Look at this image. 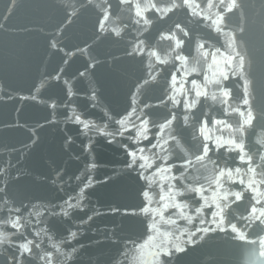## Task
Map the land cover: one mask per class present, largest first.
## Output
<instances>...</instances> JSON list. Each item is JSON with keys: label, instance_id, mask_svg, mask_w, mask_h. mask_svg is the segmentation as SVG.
<instances>
[{"label": "water", "instance_id": "1", "mask_svg": "<svg viewBox=\"0 0 264 264\" xmlns=\"http://www.w3.org/2000/svg\"><path fill=\"white\" fill-rule=\"evenodd\" d=\"M136 3L142 9L153 3L167 8L172 0H0V264H157L159 249L153 245L160 233H171L174 239L184 229V250L161 253L159 264H264V223L241 219L250 215L253 205L264 209V0H236L232 13L226 9L231 0H189L195 15L192 7L165 15L149 8L143 13L151 21L148 25L143 19L136 23ZM218 12L225 17L220 32L213 24ZM177 23L187 36L174 27ZM168 35L183 44L177 48L174 40L162 38ZM230 43L245 57L243 74L232 75L231 66L224 63L226 56L235 55ZM178 55L187 60H177ZM193 67L197 71L185 76ZM221 70L228 72L227 80L206 82L205 76L212 80ZM173 74L179 104L170 99ZM194 79L206 96L195 97ZM245 80L249 105L242 103ZM222 89L230 90L226 103ZM185 99L195 100V107L185 109ZM133 108L149 121L147 140L136 141L134 127L116 135L118 121ZM249 109L254 119L242 135L250 164L239 161V151L215 150L211 141L203 166L197 163L203 122H208L207 135L239 143ZM173 115L176 119L164 136L175 139H169L166 151L152 148L159 125ZM77 116L89 124L87 129ZM215 120L224 124L216 125ZM129 122L140 124L136 115ZM140 148L152 161V167L143 170L145 176L173 165L170 175L176 179L171 184L182 193L176 200L187 204L191 223L173 207L163 212V221L141 211L162 206L160 198L168 193L169 182L161 186L165 173L151 182L142 179L139 159L128 167V151ZM186 159L191 167L184 166ZM237 168L244 184L225 177L223 188L217 189L212 180L219 170L235 173ZM249 180L256 193L247 188ZM189 185L203 186L208 206L187 190ZM145 191L151 204L142 195ZM225 191L240 192L241 200L233 195L223 199ZM214 192L226 230L198 233V228L215 227L209 223L216 211L211 204ZM257 199L262 202L256 204ZM197 208L202 209L199 215ZM169 218L175 224H168ZM16 219L20 227L14 229L10 222ZM230 224L246 239L240 240ZM189 233H195V243H187ZM28 241L31 252L17 254L13 261L17 246Z\"/></svg>", "mask_w": 264, "mask_h": 264}, {"label": "snow or ice", "instance_id": "2", "mask_svg": "<svg viewBox=\"0 0 264 264\" xmlns=\"http://www.w3.org/2000/svg\"><path fill=\"white\" fill-rule=\"evenodd\" d=\"M124 2H128V0H124ZM182 6L184 7H192L193 8V15L196 14L195 12V6L191 5L189 3V0H181V3H176L175 0H172L171 6L167 7V8H158L156 6V4H150V5H146L143 9L141 8L139 3L135 4V9H136V16L138 17V19L136 20V23H139L141 19H143V22L145 25H148L151 23V21H149L146 17H144L143 13L145 11H147L149 8H151L152 10H154L155 12H159L162 15H165L169 12H173L174 9H179ZM208 7H214V5H212L211 3L208 4ZM237 4H236V0H231V3H229L228 5H226V9L228 13H232L233 10L235 8H237ZM217 19L215 21H213V24L215 26V29L217 32L221 31V25L224 23L225 17L218 12L216 14ZM174 27L182 32L185 36L188 35L187 32L184 31V28L181 27V25L179 23L175 24ZM240 31L242 32L243 29H240ZM115 35L119 36L120 32L116 31ZM165 39H169V40H174L176 47L179 48L182 44L183 41L177 39L175 36L173 35H168L165 37H162ZM234 34H233V40H234ZM199 47L203 48V44H201ZM229 47L232 48V50L235 52V48L234 45L232 43L229 44ZM137 51H140L139 48H137ZM219 51V50H217ZM150 55L156 56V59L158 62L160 63H165V61H160L159 56L156 55L155 52L150 53ZM238 57V63H236L235 65H233V61L236 60ZM177 60L179 61H186L187 57H184L182 55H178L176 57ZM213 62L215 63V57H213ZM224 63L231 66V70H232V75H237V74H243L244 71V66H245V57L243 55H241L239 52H235V55H229L226 56L224 59ZM209 67H212V65H209ZM197 69L195 67L191 68L190 70H188L187 72L184 73L185 76L189 75L192 72H196ZM83 75V74H81ZM228 77V72L225 70H221L219 71L218 74H214V77L212 80H209V78L207 76H205V80L208 83H220L222 80H227ZM58 79V78H57ZM148 81H145V84H147ZM177 83V78L176 75L173 74L171 77V86H172V91H173V95L170 97V99L173 101V103L175 104H179L180 101L178 99H176V93L180 90L176 89L175 85ZM248 84L249 81L245 80V87H244V98L242 100V103L244 105H249L250 101L248 99V93H249V88H248ZM191 85H192V89L195 90V97L197 99H199L201 96H206L208 93L206 90H201L200 86L198 85L197 81L194 79L191 81ZM180 89H183V82H181L180 85ZM221 94L222 96L225 98L224 99V103L227 102V99L230 97V90L229 89H222L221 90ZM186 95V93H185ZM212 99L215 100L216 99V95H212ZM184 108L185 109H191L195 107V100H193L192 102H189L187 99H185L184 101ZM53 107H55V105H53ZM147 107V105H146ZM236 111H239V109H237ZM132 115H136L137 119L140 120V124L137 126L134 123H130L129 122V117ZM241 115H243V113H241ZM176 117L175 115H173L171 117V119H166L164 123L159 125V129L157 132V136H156V143L152 144L151 147L152 148H157L159 147L161 149V151H166V146L168 144L169 139H175L174 137H168L165 138L164 136V131L166 128H169V126L172 124L173 120H175ZM185 123H187L188 121V117H185ZM254 117L252 115L251 109H249L248 114H247V118L244 119L243 121V125L241 126V128L239 129V131L241 132V137H240V142L237 143L235 139L229 138V139H224L223 137H217V138H213L209 135H207V120H205L203 122V124L200 127V135L203 137V141L204 143H202L201 147H200V154L195 156V160L197 163H200L203 166V162L205 161L206 158H208V154L210 151L209 148V144L208 141H211L213 144V148L215 150H219L220 148L224 147L226 149V151H239L240 155L238 157L239 161L241 163H249L251 162V157L248 156L246 159V153L244 152V144H243V130H244V126H250L252 124ZM77 122L83 123V127L85 129H87L89 127V124L87 122H83L80 120V117H76ZM119 125H120V130L116 133V135H120L123 136L124 132L127 131L130 127H134L136 129V136H135V140L136 141H140V140H147L148 139V119L146 117H144L143 119H141V115L136 114L135 112V108H133L132 112H130L128 114V117H125L124 119H121L120 121H118ZM214 124L216 125H222L224 124V121L222 120H215L213 121ZM225 127L231 129V125H224ZM100 132L103 133V129H99ZM107 135H112L111 133H108ZM195 138V137H194ZM129 139H131V137H129ZM127 146L125 145V148ZM138 152H139V156H138ZM128 155L131 158L130 159V163L128 165L129 168H132L134 165L137 164V160L139 159L140 161H142L141 163H139L138 168L142 171L139 172V176L144 179L145 181H153V177L156 175H160L161 173H165L168 175H161L160 179H161V186H163V182L165 180H167L169 182V187H168V193L166 195H161V201L162 206L160 208L157 209H152L148 206L144 207L143 209H141L142 212L144 213H148V212H152L153 215H159L161 220H164L163 217V212L165 210H167L169 207H173L176 208L180 217L181 218H185L187 219V221L189 223L192 222V216L191 215H187L185 213V209L187 208V204L185 203H181L179 201L176 200V197L179 195H182L181 192H179L178 190L175 189L174 185L171 184V181L175 180L176 178L172 175H170L171 172V168L173 167V165H168L167 168L164 167H160L156 169V172L153 173L152 176H145L144 175V171L143 170H147L149 168L152 167V161L150 160V158L146 155H144V149L140 148L137 151H128ZM164 160H167L168 157L165 156L163 157ZM184 166L187 167H191L192 166V162L190 160H185L184 161ZM254 169H252L251 167H249V172L250 173H254ZM240 173L241 170L239 168H237L235 170V173H233L232 169H220L218 175H215L214 179L212 180V182H214L216 184L217 189H221L223 188V182H222V178H227V180L229 181H233L236 182L237 180L241 183L244 184V181L242 179H240ZM184 177L181 176V179H183ZM197 178L193 177V180L195 181ZM91 183V181H89V184ZM88 185H85V187H87ZM247 188L250 189L253 193H256V188L253 187V181L249 180V182L247 183ZM187 190L190 192H194L197 193L201 199L204 201V205L203 206H208L209 204V198L204 196V191L205 189L203 188V186H198V187H193L192 185L187 186ZM81 193H83L84 188H81ZM143 197L146 198L148 200V204H151V198L150 195L147 191L142 193ZM228 195H233L235 197L236 201H240L241 200V196L242 194L240 192H235V193H228L227 191H225L222 194V198L223 199H227ZM257 195H259L257 193ZM79 199H83V196L81 195L79 197ZM79 199L77 201V204L75 205V207H79ZM261 200H255L256 204L261 203ZM211 204L215 205L216 211L212 212V220L209 222L210 225H215V227L209 226V227H203V228H198L196 229V232L198 233H212V232H216L217 230L220 231H225L226 229H224L222 227L223 225V221H224V217L222 215L223 209L220 206V203L218 202V197L217 194L214 192L211 196ZM68 207L71 208L73 207L72 204H68ZM201 208H197L195 209V212L197 215L200 214L201 212ZM249 213L250 215L248 217H241V219H248V220H260L262 223H264V209H258L256 206H251L249 208ZM65 216L68 215L67 211H64L63 213ZM92 217L89 216L88 220H91ZM168 224H175V220L169 218L166 221ZM201 224H204L205 221L203 218H201L200 220ZM11 227L16 229L20 227V223H19V219L13 220L10 222ZM153 230H156V225L153 224L151 225ZM231 231L233 233L238 234V238L240 240H244L246 239L245 234L240 231V229L237 228V226L235 224H230L229 225ZM187 232V229H184L183 232H181L180 237H175L174 239H170L171 238V233H160V237L157 240V242L153 245L154 247L158 248L159 251L155 253V259L157 264H159V255L161 253H164L166 255H171V250L174 249L175 251H183L184 249L181 247V244L184 243L185 241H183L181 239V237L183 236V233ZM195 235V233H189L188 234V240L187 243H195V241L193 240V236ZM76 233L72 232L71 233V237H75ZM201 239H203L204 237L201 236ZM150 240H153L152 237L149 238ZM32 244L31 241H28L26 243H22L19 244L17 246V251L16 253L13 254V261H17V254L19 255H25L27 253L31 252V247L30 245ZM261 244L264 245V237L261 238ZM169 245H171V247H169Z\"/></svg>", "mask_w": 264, "mask_h": 264}]
</instances>
